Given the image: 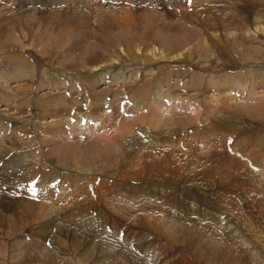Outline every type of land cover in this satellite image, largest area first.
<instances>
[{
	"label": "rangeland",
	"instance_id": "1",
	"mask_svg": "<svg viewBox=\"0 0 264 264\" xmlns=\"http://www.w3.org/2000/svg\"><path fill=\"white\" fill-rule=\"evenodd\" d=\"M0 178V264H264V0H0Z\"/></svg>",
	"mask_w": 264,
	"mask_h": 264
},
{
	"label": "bare ground",
	"instance_id": "2",
	"mask_svg": "<svg viewBox=\"0 0 264 264\" xmlns=\"http://www.w3.org/2000/svg\"><path fill=\"white\" fill-rule=\"evenodd\" d=\"M33 10H34V9H33ZM3 23H4V22H3ZM8 30H9V29H8ZM234 32H235V31H234ZM7 37H8V36H7ZM4 38H5V37H4ZM10 39H11V38H10ZM46 39H47V38H46ZM3 40H4V39H3ZM7 40H8V39H7ZM47 40H48V39H47ZM47 40H45V41H47ZM3 42H4V41H3ZM7 42H8V41H7ZM45 43H46V42H45ZM1 44H2V43H1ZM47 44H48V43H47ZM4 45H5V43H4L3 45H1V46H4ZM44 45H46V44H44ZM6 55H7V54H6ZM4 56H5V55H4ZM6 57H7V56H6ZM22 63H23V62H22ZM95 66H96V65H95ZM97 67H98V66H97ZM96 69H97V68H94L93 70H96ZM34 72H35V71H34ZM149 73H150V72H149ZM18 74H19V73H18ZM34 75H35V74H34ZM52 75H53V74H52ZM52 75H51V76H52ZM15 76H16V75H15ZM56 78H57V77H56ZM105 79H106V78H105ZM40 80H41V79H40ZM98 80H99V79H97V81H98ZM59 81H60V80H59ZM65 86H66V85H65ZM51 87H52V86H51ZM63 87H64V86H63ZM1 91H2V90H1ZM71 91H72V90H71ZM8 99H11V98H8ZM43 104H44V103H43ZM88 124H89V123H88ZM110 148H111V147H108V148H107V152L110 150ZM60 152H62V151H60ZM68 153H69V152H68ZM18 157H19V156H18ZM20 158H21V157H20ZM20 158H19V159H20ZM31 158H32V157H31ZM16 159H18V158L16 157ZM56 164H57V163H56ZM56 164H55V165H56ZM45 165H46V164H45ZM63 170H64V169H63ZM50 171H51V170H50ZM32 173H33V172H32ZM152 173H153V172H152ZM187 194H188V193H187ZM61 195H62V194H61ZM152 212H153V211H152ZM160 221H161V220H160ZM197 238H198V237H197ZM192 241H193V240H192Z\"/></svg>",
	"mask_w": 264,
	"mask_h": 264
}]
</instances>
